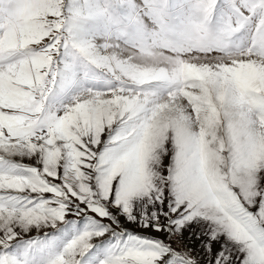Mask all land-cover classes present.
<instances>
[{"label": "clouds", "instance_id": "obj_1", "mask_svg": "<svg viewBox=\"0 0 264 264\" xmlns=\"http://www.w3.org/2000/svg\"><path fill=\"white\" fill-rule=\"evenodd\" d=\"M262 180L264 0H0V264H81L111 207L159 221L165 201L264 264ZM81 214L58 247L33 239ZM156 248L117 239L94 264Z\"/></svg>", "mask_w": 264, "mask_h": 264}, {"label": "rangeland", "instance_id": "obj_2", "mask_svg": "<svg viewBox=\"0 0 264 264\" xmlns=\"http://www.w3.org/2000/svg\"><path fill=\"white\" fill-rule=\"evenodd\" d=\"M25 162L34 163L35 161ZM261 183H264V180ZM161 208L164 212H169V216H163ZM250 210L255 212L256 208L253 207ZM109 211L111 215L103 227L108 228L111 225V228L103 238L94 241V247L81 259V264H94L95 258L102 255L109 244L117 239L123 241L130 236L152 241L157 246L156 250L161 254V264H197V262L198 264H218L217 257L221 252L226 254L232 252V249L226 246L224 237L221 236L216 240L211 239L207 233V224L203 221L184 222L182 226L177 224L176 221L179 220V217L169 211L168 201L155 207L159 221L149 219L153 212L152 205H148L146 214L143 216L137 212L135 220L128 219L116 207H111ZM146 222L147 227L144 226ZM157 222L161 224L159 231L153 227V224ZM86 223L95 225L96 222L90 215L86 217L81 214L78 218L70 216L68 222L62 225L60 230L50 231L43 237L34 236L33 239L43 249L58 247L63 240L80 230ZM179 246H185L186 249L178 252L174 248L178 249ZM193 257L195 260L192 259ZM235 257L236 253L232 252L234 264H239Z\"/></svg>", "mask_w": 264, "mask_h": 264}, {"label": "built area", "instance_id": "obj_3", "mask_svg": "<svg viewBox=\"0 0 264 264\" xmlns=\"http://www.w3.org/2000/svg\"><path fill=\"white\" fill-rule=\"evenodd\" d=\"M180 243V242H179ZM181 244V243H180ZM182 245V244H181ZM176 251H178V252H182V250L183 249H186V247L184 246V247H181V246H179L178 247V249L177 248H174Z\"/></svg>", "mask_w": 264, "mask_h": 264}, {"label": "snow or ice", "instance_id": "obj_4", "mask_svg": "<svg viewBox=\"0 0 264 264\" xmlns=\"http://www.w3.org/2000/svg\"><path fill=\"white\" fill-rule=\"evenodd\" d=\"M149 219H150V220H152V216H151V217H149ZM176 223H177V224H181V223H182V221L178 220V221H176ZM159 224H160V223H159ZM160 225H161V224H160ZM158 253H159V252H158ZM159 255L161 256V254H160V253H159Z\"/></svg>", "mask_w": 264, "mask_h": 264}]
</instances>
